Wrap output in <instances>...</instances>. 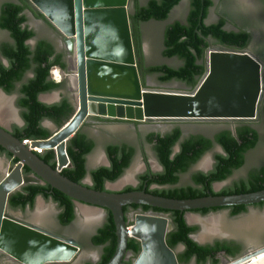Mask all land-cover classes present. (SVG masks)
I'll use <instances>...</instances> for the list:
<instances>
[{
  "label": "water",
  "instance_id": "95a60500",
  "mask_svg": "<svg viewBox=\"0 0 264 264\" xmlns=\"http://www.w3.org/2000/svg\"><path fill=\"white\" fill-rule=\"evenodd\" d=\"M29 1L64 36L72 75L69 76L67 68L59 67L67 73L60 82L75 94L77 107L49 138L34 139L30 146L0 123V146L17 160L7 167L0 166V264L1 255L20 264H68L87 255L79 241L57 236L35 221L23 220L9 212V197L28 184H48L71 197L76 206L80 203L111 212L117 246L106 264L124 263L131 254L129 238L141 244L132 264H179L177 252L166 241L174 228L172 219L152 211L138 212L129 219L125 206L137 204L180 211L189 223L188 214L196 210L264 202V189L187 199L155 195L145 188L110 190L107 183L105 190H96L88 185L92 182L88 163L87 184L62 174L72 166L67 153L69 140L92 116L150 123L256 120L264 98V54L259 58L249 48L210 46L205 74L194 89H173L176 85L171 83L164 84L162 89L143 86L131 33L130 15L134 12L131 0ZM39 99L44 102L41 95ZM232 132L235 134L234 128ZM36 147L44 152L54 150L56 166L45 162L41 158L43 153L33 150ZM178 151L179 144L173 155ZM109 164L108 160L106 166ZM25 168L30 170L29 174L24 172ZM221 258V264H264V245L237 258L228 259L225 253Z\"/></svg>",
  "mask_w": 264,
  "mask_h": 264
},
{
  "label": "trees",
  "instance_id": "16d2710c",
  "mask_svg": "<svg viewBox=\"0 0 264 264\" xmlns=\"http://www.w3.org/2000/svg\"><path fill=\"white\" fill-rule=\"evenodd\" d=\"M131 1L135 4L134 12L130 15L131 33L137 68L143 86H146V76L156 75L161 83L179 81L188 88L194 89L205 74L206 53L210 46L219 45L234 50L248 49L251 39V33L248 30L227 29V18L224 16L215 22H206L214 0H189L186 19L168 24L163 36V57L177 59L180 64L147 66L141 24L152 20L166 21L171 11L182 0H148L145 4H140L139 0ZM27 11L54 28L29 0L5 2L1 6L0 29L7 31L12 41L0 45V89L6 94L18 92L16 104L20 108L24 125L13 126V134L22 141L49 138L52 133L43 126V122L49 120L60 128L75 111V106L68 97H63L61 101L53 104L44 103L39 99L41 94L62 88L63 83L52 79L51 69L54 66L66 69L67 64L64 53L57 52L51 41L38 39L34 46L28 43L36 37V33L28 25ZM2 59L6 60L7 64L3 63ZM28 74H31V77L27 78ZM93 117L102 119L98 116ZM260 120L264 123V98L260 106ZM181 138L182 131L178 126L165 134L156 132L147 134L146 140L152 145L162 171L157 173L147 171L139 176L140 184L137 187L128 186L122 191L142 190L145 187L147 192L155 195L187 199L209 194L229 195L264 189V166L253 169L246 178L221 191L217 192L213 189L214 183L225 181L236 169L243 167L246 153L257 146L260 135L250 123L238 122L235 125V134L231 129H224L216 134L214 139L203 135ZM214 143H218L224 153L215 155L213 169L206 173H193L191 184L179 186L180 176L189 172L191 167L213 148ZM177 144H179V151L173 155ZM94 148L95 141L79 130L67 145L72 166L65 168L62 174L77 183H82L88 174L87 156ZM105 150L109 166H99L90 171L92 184L89 187L102 191L105 190L107 182H115L123 176L135 156V148L125 143L109 144ZM0 153H5L12 159V156L1 146ZM41 158L52 167L56 166L54 150L43 152ZM16 161L13 159L14 163ZM24 172L29 174L30 170L25 168ZM152 186L156 187L152 188ZM38 196L57 203L61 210L58 218L62 224H69L75 219L74 200L48 184L25 185L9 197V207L25 209L30 206L32 208ZM132 206L141 208L142 212L152 211L169 215L174 228L167 234L168 246L173 250L179 244L185 246L184 250L177 254L179 264H187L191 259H195L196 264H219L218 255L221 252L229 258L240 256L239 246L235 242L216 241L214 244L200 245L191 239L190 235L198 230V226L189 225L183 212L147 205ZM230 208L233 214H238L245 211L247 206ZM126 210L127 206L124 207L125 214ZM208 211L210 209L193 212ZM91 241L95 247L101 248V255L97 263L88 262L87 264H106L112 258L117 246L116 227L110 211L107 210L105 223L97 229ZM128 251L137 257L141 251L140 242L135 238H129ZM132 263L129 261L125 264Z\"/></svg>",
  "mask_w": 264,
  "mask_h": 264
},
{
  "label": "rangeland",
  "instance_id": "374dc122",
  "mask_svg": "<svg viewBox=\"0 0 264 264\" xmlns=\"http://www.w3.org/2000/svg\"><path fill=\"white\" fill-rule=\"evenodd\" d=\"M142 3H146L148 0H141ZM5 2H17V0H0V9ZM189 2L183 0L182 3L174 8L171 12L168 21L156 22L150 21L144 23L143 32L145 38V54L150 64H162L170 63L172 65H179L180 61L177 59H166L162 55V38L163 32L166 26L174 21H184L188 13ZM220 15H225L228 20L227 28L234 29L238 25H242L249 30L250 33L255 37V49L259 52L264 50V0H214V5L210 9V14L206 20L207 23L215 22ZM28 25L32 28L36 37L30 40L29 44L34 46L38 39H47L55 44L60 40L59 34L43 20L35 18L33 13L27 11ZM12 41L7 31L0 29V45L3 43H10ZM212 47L220 48L219 45H212ZM1 58V55H0ZM7 64L6 60H3ZM69 68V63H68ZM65 72V71H64ZM66 73V72H65ZM67 76V73H66ZM31 77V74L27 75V78ZM53 78V75L51 74ZM58 78V77H57ZM63 79V78H62ZM149 86L157 89H162V83L156 78H150ZM173 85H176L172 82ZM173 89L183 90L179 86H174ZM64 90H56L51 93L41 94V99L47 104H53L61 99V95ZM67 96L73 101L75 108L77 107L74 99V93L65 92ZM73 94V96H72ZM18 98V92L12 94H6L3 91L0 93V123L6 127L13 128V126L22 127L24 125L20 108L16 104ZM87 121L84 127L90 137L95 141L94 151L88 155V170H92L98 166L106 165L108 158L106 155V145L111 143H125L135 148V156L132 164L128 170L125 171L123 176L115 182H107V187L110 190H121L128 186H137L139 182V176L147 171L154 173L161 172L162 168L157 159L155 151L151 144L146 140V133L162 132L165 133L168 129L174 126H179L184 130V136L195 133L211 137L213 134L224 128L232 129L237 122L236 121H216V122H200L191 123V121H169V122H155L160 124V127L154 126L150 128H142L136 125H115V126H103L101 123H94ZM163 124H169L163 125ZM43 125L48 128L51 133H54L57 129V125L49 120H45ZM252 125L258 130L260 140L253 150L249 151L246 155L245 166L236 171L232 178L228 181L215 183L214 189L216 191L222 190L224 187L229 185L233 179L242 178L247 174L250 169L264 166V123L257 119L252 122ZM168 128H165V127ZM216 153H222V150L216 146L213 150L208 151L204 157L188 172L184 173L180 177L179 186H186L192 183L191 173L202 171H210L215 162L214 155ZM2 175V174H1ZM0 175V177H1ZM126 178V181L121 186H115L122 179ZM87 180V179H86ZM88 182V181H87ZM90 183V182H88ZM155 187V186H154ZM79 212L80 223L87 224V227L91 228L92 231L95 229V225H99L104 220V210L82 208ZM57 206L51 200H46L42 196L37 199L36 208L33 212L25 214L19 210H13L9 208V211L17 216L32 221L39 222L41 218H47L48 227L51 229L54 227L55 217L57 213ZM87 211V212H86ZM187 219L189 223L194 226H198L200 231L194 234L197 239L202 236L208 237L211 231L216 230L220 232L221 228L230 227L233 229L235 235L241 234V237H235L242 242L246 248L253 249L258 246L264 245V207L251 208L250 212L239 218H231L227 211L222 210L214 212L212 214L203 216L200 213H189ZM241 221V222H239ZM239 222V223H238ZM252 227L253 232L247 233V229ZM90 230V229H89ZM204 231V232H203ZM202 233V234H201ZM74 234L78 237L81 243L84 245L87 252V261H97L100 255V248L95 247L89 242V232L87 234H81L80 229H76ZM204 240V239H202ZM220 254L219 257H222ZM228 258V257H227ZM229 259V258H228ZM68 264H80L77 261Z\"/></svg>",
  "mask_w": 264,
  "mask_h": 264
},
{
  "label": "flooded vegetation",
  "instance_id": "af4514ba",
  "mask_svg": "<svg viewBox=\"0 0 264 264\" xmlns=\"http://www.w3.org/2000/svg\"><path fill=\"white\" fill-rule=\"evenodd\" d=\"M183 1V0H182ZM182 1L178 4V5H180L181 3H182ZM132 2V1H131ZM139 3L140 4H144V3H142V1L141 0H139ZM132 4H133V6L135 7V4L132 2ZM177 5V6H178ZM174 10V9H173ZM172 10V11H173ZM171 14V13H170ZM188 14V13H187ZM210 14V13H209ZM209 16V15H208ZM222 16H224V17H226L225 15H220L217 19H216V21L220 18V17H222ZM186 17H187V15H186ZM186 17H185V19H186ZM166 21H168V19L166 20ZM166 21H162V22H166ZM150 22V21H149ZM157 22V21H156ZM145 23H148V22H145ZM172 23V22H171ZM170 24V23H169ZM143 25H144V23H142L141 24V33H142V38H143V41H144V44H143V48H144V54L146 53L145 52V38H144V32H143ZM227 25H228V20H227ZM227 25H226V28H227ZM58 34H59V36H60V40H58V43L57 44H55L54 42H52L53 44H54V46H55V48H56V50H57V52H63L64 53V55H65V62H66V64L68 65V62H67V60H68V56H69V53H68V51H67V49H66V43H65V41H64V36L59 32V31H57L55 28H53ZM227 29H229V28H227ZM238 29H246L245 27H243L242 25H238L236 28H234V29H229V30H238ZM165 31V30H164ZM249 31V30H248ZM250 32V31H249ZM163 36H164V32H163ZM50 41V40H49ZM255 42H256V39H255V37L251 34V39H250V43H249V46H248V48L254 53V54H256L259 58H261L262 57V55L264 54V50L263 51H261V52H259V51H257L256 49H255V47H254V45H255ZM162 45H163V38H162ZM162 49H163V47H162ZM167 59V58H166ZM4 59H2V61H3ZM170 60V59H169ZM137 61V60H136ZM3 63H4V61H3ZM145 64L147 65V66H151V65H160V64H150V63H148V60H147V57H146V54H145ZM162 64H167V65H170V66H176V65H172V64H170V63H162ZM154 77H156L157 78V76L156 75H148V76H146L145 77V79H146V86H149V80H150V78H154ZM158 79V78H157ZM177 86H179V87H181V88H183V89H190V88H188L184 83H182V82H179V81H173ZM171 84H172V82H170ZM164 84H169V83H162V85H164ZM150 87V86H149ZM66 88V89H65ZM2 90V89H1ZM60 90H67V87H66V84L64 85V86H62V88L60 89ZM5 93V92H4ZM69 98V97H68ZM70 99V98H69ZM100 118H102V119H96V118H94L93 116L92 117H89L88 118V120L89 119H91L90 121H92V122H94V123H101V124H103V126H115V125H120V124H124V125H136V126H139V127H142V128H150V127H154V126H157V127H160V124H157V123H155V122H153V123H150V122H141V121H132V120H122V119H111V118H103V117H100ZM257 119H260V114H259V117L257 118ZM256 119V120H257ZM87 120V121H88ZM256 120H254V121H256ZM24 122V121H23ZM200 122H216V121H191V123H200ZM252 122L253 121H250V122H248V123H250L251 125H252ZM238 123V122H237ZM87 123H84L83 124V126H82V128L81 129H84V127H85V125H86ZM164 126L165 125H167V126H169V124H163ZM165 127V128H168V127ZM253 126V125H252ZM175 127H177V126H174V127H171L170 129H168L165 133H168V132H170V131H172ZM179 127V126H178ZM254 127V126H253ZM7 128H9V127H7ZM181 128V127H180ZM234 129H235V126L233 127ZM232 128V129H233ZM255 128V127H254ZM10 130H12V132H13V128H9ZM80 129V130H81ZM224 129H230V128H224ZM224 129H222V130H224ZM231 129V130H232ZM256 129V128H255ZM222 130H219L218 132H216L215 134H213L211 137H209V138H211V139H214V137H215V135L216 134H218L220 131H222ZM181 131H182V138L181 139H184L183 138V136H184V130L181 128ZM152 131H148L147 133H146V136H147V134H149V133H151ZM156 133H160V134H165V133H162V132H156ZM87 135L90 137V135L87 133ZM191 135H201V134H195V133H192V134H190V135H188V136H186L185 138H187V137H189V136H191ZM145 136V137H146ZM203 136H205V135H203ZM206 137H208V136H206ZM91 138V137H90ZM111 144H115V143H111ZM118 144H123V143H118ZM107 145H109V144H107ZM106 145V146H107ZM216 146H218L221 150H222V153H216V154H223L224 153V151H223V148L218 144V143H214V146H213V148L211 149V150H213ZM256 148V147H255ZM106 149V148H105ZM254 149V148H253ZM253 149H251V150H253ZM251 150H249V151H251ZM94 151V150H93ZM92 151V152H93ZM106 151V150H105ZM248 151V152H249ZM91 152V153H92ZM247 152V153H248ZM90 153V154H91ZM247 153H246V155H247ZM89 154V155H90ZM206 154V153H205ZM204 154V155H205ZM215 154V155H216ZM107 155V154H106ZM204 155H203V157H204ZM215 155H214V158H215ZM202 157V158H203ZM108 158V157H107ZM201 158V159H202ZM246 158V157H245ZM200 159V160H201ZM199 160V161H200ZM88 161H89V159H88V156H87V161H86V163H88ZM198 161V162H199ZM197 162V163H198ZM9 163H14L13 162V159H11L7 154H5V153H0V166H1V164H2V166L3 167H7L8 166V164ZM196 163V164H197ZM132 164V163H131ZM195 164V165H196ZM214 164H215V162H214ZM245 164H246V160H245ZM245 164L243 165V167L245 166ZM161 165V164H160ZM101 166H106V165H101ZM131 166V165H130ZM99 167V166H98ZM194 167V165L191 167V169ZM214 167V166H213ZM243 167H241V168H239V169H236L233 173H232V175L228 178V179H226L225 181H228L230 178H232L233 177V175H234V173L236 172V171H238V170H240V169H242ZM261 167H263V166H261ZM97 168V167H96ZM130 168V167H129ZM161 168H162V166H161ZM258 168H260V167H258ZM95 169V168H94ZM190 169V170H191ZM213 169V168H212ZM211 169V170H212ZM254 169H257V168H254ZM189 170V171H190ZM210 170V171H211ZM253 169H250V170H248L247 171V174L244 176V177H242V178H238V179H233L231 182H229V185L228 186H231V185H233L235 182H237V181H240L241 179H243V178H246L248 175H249V173L252 171ZM162 171V170H161ZM151 173H154V172H152V171H150ZM197 172H202V171H197ZM207 172H209V171H207ZM188 173V172H187ZM193 173H196V171L195 172H192L191 173V176H192V174ZM206 173V172H205ZM0 175H1V172H0ZM181 177V176H180ZM87 176H86V178L83 180V182H85L86 184H87ZM192 181V180H191ZM180 182V181H179ZM222 182H224V181H222ZM216 183H220V182H216ZM92 184V182L91 183H89L88 185L90 186ZM140 184V179H139V182H138V185ZM137 185V186H138ZM214 185H215V183L213 184V189H214ZM106 186V185H105ZM137 186H132V187H137ZM156 187V186H155ZM227 187V186H226ZM145 188V187H144ZM143 188V189H144ZM152 188H154V186H152ZM225 188V187H224ZM123 189H125V188H123ZM123 189H121L120 191H122ZM146 189V188H145ZM214 191H216L215 189H214ZM221 191V190H220ZM218 192V191H217ZM39 197V196H38ZM38 197L36 198V201H35V204H34V207H30V206H27L25 209H21V208H11V209H13V210H19V211H21V212H23V213H25V214H29V213H31V212H33L34 210H35V208H36V204H37V199H38ZM54 202V201H53ZM55 203V202H54ZM263 203V204H262ZM262 203H259V204H254V205H245V206H247V209L245 210V211H242V212H239L238 214H233V210L230 208V207H225V208H218V209H216V208H212V209H210V211H208V212H206V213H203V212H194V213H200V214H202L203 216H206V215H209V214H212V213H214V212H218V211H222V210H225V211H227L228 212V214H229V216L231 217V218H241V217H243V216H245V215H247L249 212H250V210H251V208H254V207H264V202H262ZM56 204V206H57V208H58V210H57V213H56V217H55V222H54V227L55 228H53V229H51L50 227H48V226H46V225H48V223L46 222L47 221V218H41L40 219V221L39 222H34L35 224H37V225H39V226H41L42 228H44V229H46V230H48V231H50V232H52L53 234H55V235H57V236H60V237H63V238H67V239H75V240H77V241H79L80 243H81V241L78 239V237L74 234V231L76 230V229H80V232H81V234H87V232H89V242H90V244L91 245H93V243H92V241H91V239H92V237H93V235L96 233V231H97V229L99 228V227H101L104 223H105V220H106V217H107V211L105 210V212H104V220H103V222L102 223H100L99 225H95V229H94V231H92L91 230V228L92 227H94V225L92 226V227H90V228H88L87 227V224H81L80 223V217H79V210H78V208H77V206L75 205V219L71 222V223H69V224H66V225H64V224H62L61 222H60V220H59V218H58V216H59V213H60V208L58 207V205H57V203H55ZM239 206H241V205H239ZM232 207V206H231ZM10 208V207H9ZM10 212V211H9ZM138 212H142V210H141V208H135V207H133L132 205L131 206H127V210H126V216H127V218H131V216H133L134 214H136V213H138ZM11 213V212H10ZM193 213V212H192ZM160 214H163V213H160ZM14 215V214H13ZM168 215V214H167ZM17 216V215H16ZM169 216V215H168ZM20 217V216H19ZM22 218V217H21ZM23 220H26V221H32V220H30V219H25V218H22ZM186 219V218H185ZM187 222V221H186ZM239 222H241V221H239ZM238 222V223H239ZM188 223V222H187ZM189 224V223H188ZM189 225H191V224H189ZM192 226H194V225H192ZM90 229V230H89ZM221 231L218 233V232H215V233H210L211 235H209L208 237H204V236H202L200 239H197L195 236H194V234H196L197 232H199L200 231V228L198 227V230L196 231V232H194V233H192L191 235H190V238L192 239V237H194L195 238V240L194 241H196L198 244H200V245H206V244H214L216 241H227V242H235L238 246H239V249H240V256H242V255H244L245 253H247L248 251H250V249H248L247 251H246V248H245V246H244V244L242 243V242H240L238 239H236L235 237H238V238H240L241 237V234L239 233L238 235L236 234L235 235V233H234V231H233V229L232 228H230V227H224V228H221L220 229ZM254 230H253V228L252 227H250V228H248L247 229V233H249V234H251L252 232H253ZM204 232V231H203ZM217 233V234H216ZM202 234V233H201ZM202 239H204V240H202ZM82 244V243H81ZM83 245V244H82ZM94 246V245H93ZM98 248H100V247H98ZM184 248H185V246L183 245V244H179L176 248H175V251L177 252V254L178 253H181L183 250H184ZM100 250H101V248H100ZM83 252H85L86 254H87V252H86V250H85V247H84V245H83ZM131 253V252H130ZM224 252H221V253H219V255L220 254H223ZM100 255H101V251H100ZM100 255H99V257H98V259H97V261H90V262H93V263H97L98 261H99V259H100ZM219 255H218V258H219V260H220V263L219 264H221V261H222V258L221 257H219ZM226 255V254H225ZM239 256V257H240ZM87 257H88V255H85L83 258H78V257H76L72 262H75V261H77L78 263H80V264H87L89 261H87ZM227 257V256H226ZM136 257L131 253L129 256H128V258L124 261V263L123 264H125V263H127V262H133L134 261V259H135ZM229 258V257H228ZM231 259V258H230ZM71 262V263H72ZM1 264H20L19 262H17V261H15V260H13V259H11V258H9L8 256H6V255H1ZM187 264H196V261H195V259H191V261L189 262V263H187Z\"/></svg>",
  "mask_w": 264,
  "mask_h": 264
},
{
  "label": "built area",
  "instance_id": "2783aa9c",
  "mask_svg": "<svg viewBox=\"0 0 264 264\" xmlns=\"http://www.w3.org/2000/svg\"><path fill=\"white\" fill-rule=\"evenodd\" d=\"M56 69H60L58 66H54V67H52V69H51V74L53 75V80H55L56 82H60L62 79L61 78H57L56 76H55V70ZM31 141L32 140H30V139H26V140H23L22 142H23V144H25V145H31ZM34 151H36L37 153H43L44 152V150L43 149H41V148H34L33 149Z\"/></svg>",
  "mask_w": 264,
  "mask_h": 264
},
{
  "label": "bare ground",
  "instance_id": "6f19581e",
  "mask_svg": "<svg viewBox=\"0 0 264 264\" xmlns=\"http://www.w3.org/2000/svg\"><path fill=\"white\" fill-rule=\"evenodd\" d=\"M55 76L56 77H58V78H64L65 76H66V73L63 71V70H61V69H56L55 70ZM0 93H1V91H0ZM126 181V178H124V179H122L119 183H117L115 186H121L122 184H124V182ZM80 207V206H79ZM81 209L80 210H83V211H85L84 209H82V208H85V206L83 207H80ZM87 212V211H86ZM188 221H190V220H188ZM216 232V230H213V231H211L210 233H215ZM217 234V233H216Z\"/></svg>",
  "mask_w": 264,
  "mask_h": 264
},
{
  "label": "crops",
  "instance_id": "0c3cea01",
  "mask_svg": "<svg viewBox=\"0 0 264 264\" xmlns=\"http://www.w3.org/2000/svg\"><path fill=\"white\" fill-rule=\"evenodd\" d=\"M188 2H189V0H188ZM63 52H64V51H63ZM65 60H66V59H65ZM67 71L70 73V70H68V65H67ZM71 71H72V70H71ZM71 75H72V73L69 74V76H71ZM64 85H65V83H63V86H64ZM65 89H66V88H65ZM65 92L69 93L68 90H65L64 92H62L63 94L61 95V99H62L63 97H68L67 94H66ZM61 99H60L59 101H61ZM59 101H57V102H55V103H58ZM86 123H87V122H86ZM43 126H44V125H43ZM44 127H45V126H44ZM81 131L87 135V132H86V131H84L83 129H81ZM79 206H80V207H82V206L84 207V206H85L86 208H92V209H99V208H94V207H90V206H87V205H84V204H80V203H79V204L77 205V208H78V210H79L80 212H81V210H80L81 208H80ZM100 210H101V209H100ZM101 211H102V210H101Z\"/></svg>",
  "mask_w": 264,
  "mask_h": 264
}]
</instances>
